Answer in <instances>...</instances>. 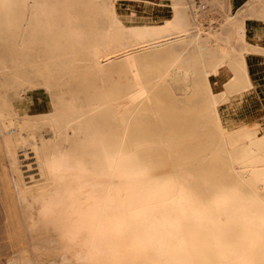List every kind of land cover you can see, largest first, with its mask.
<instances>
[{"label": "bare ground", "instance_id": "obj_1", "mask_svg": "<svg viewBox=\"0 0 264 264\" xmlns=\"http://www.w3.org/2000/svg\"><path fill=\"white\" fill-rule=\"evenodd\" d=\"M192 2L0 0L7 264H264V0Z\"/></svg>", "mask_w": 264, "mask_h": 264}, {"label": "rangeland", "instance_id": "obj_2", "mask_svg": "<svg viewBox=\"0 0 264 264\" xmlns=\"http://www.w3.org/2000/svg\"><path fill=\"white\" fill-rule=\"evenodd\" d=\"M247 1L248 0H208V4L202 5L201 0H193L192 3L196 6V9L198 10V21L194 32L200 33L203 37L210 38H216L221 34L224 35L226 22L225 20L227 16L230 15L231 12L234 10H248L246 4ZM116 4H118L116 7L117 10L123 15H127L128 12L135 10L137 14L141 15L145 13L148 18H157L164 16L168 12H170L168 0L155 3L147 2L144 0H115V5ZM255 65L257 66L258 63H255ZM25 97L31 98L30 92H27V95ZM32 101L35 103L43 101V103L46 104L49 101V95L47 92L45 93V91H43L41 95L38 94L32 96ZM2 162H4V160L0 156L1 168ZM8 238L9 237L5 232L4 220L0 218V264H7V259L14 255V250L23 247V245L24 248L28 247L27 239H24L23 244V241H21L20 236H12L11 241L13 245H11L10 238ZM28 256L30 257L32 262H34V264H47L50 258L48 254L34 251H31Z\"/></svg>", "mask_w": 264, "mask_h": 264}]
</instances>
